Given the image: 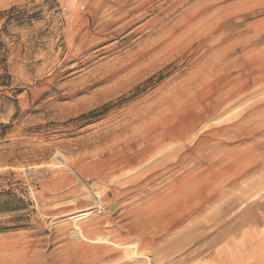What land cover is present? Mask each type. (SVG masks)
Here are the masks:
<instances>
[{"label": "rangeland", "instance_id": "374dc122", "mask_svg": "<svg viewBox=\"0 0 264 264\" xmlns=\"http://www.w3.org/2000/svg\"><path fill=\"white\" fill-rule=\"evenodd\" d=\"M94 194L90 239L264 264V0H0V264H126Z\"/></svg>", "mask_w": 264, "mask_h": 264}, {"label": "bare ground", "instance_id": "6f19581e", "mask_svg": "<svg viewBox=\"0 0 264 264\" xmlns=\"http://www.w3.org/2000/svg\"><path fill=\"white\" fill-rule=\"evenodd\" d=\"M167 120V119H166ZM117 141V140H116ZM120 144V143H119ZM131 154V153H130ZM130 154H128V155H130ZM63 154H60V153H56L55 154V158H57L58 159V161H57V163H51V165L50 166H54L55 168H59L61 165H62V162H65V157L64 156H62ZM131 157V156H130ZM49 168V167H48ZM51 168V167H50ZM49 168V169H50ZM54 168V169H55ZM53 169V168H52ZM137 169V168H136ZM135 169V170H136ZM133 170V169H132ZM134 170V171H135ZM130 171V170H129ZM128 172V171H127ZM140 172H142V171H140ZM132 173V172H131ZM236 174H237V172H236ZM145 175V174H144ZM146 176V175H145ZM235 177V176H234ZM141 179H143V178H141ZM191 179V178H190ZM182 183V182H181ZM197 185V184H196ZM208 185V184H207ZM188 186H190V185H188ZM194 186L195 185H193V187L192 188H194ZM197 188H198V185L196 186ZM189 189V188H188ZM191 189V188H190ZM195 191V190H194ZM186 192H188V191H186ZM192 193V196H193V192H191ZM183 194V193H182ZM195 197H196V195H195ZM178 199H180V197H178ZM177 199V200H178ZM203 199V198H202ZM99 200V196H97L96 194H94V201H95V203L94 204H96L95 206H93V207H89V208H87L86 210H80V211H77V212H72V213H68L67 215H63V216H69L68 218H69V220H71L70 222H69V220H68V222H69V225H70V229L68 230V234H67V236H68V238H69V240L70 241H80V242H84V241H87V243L88 242H90V244H91V242H92V244L93 245H97V246H109V247H113V248H116V249H119V250H121V253H122V255H123V259H124V261L126 262V264H131V263H138V261H141V260H145L146 262L144 263V264H153V262H152V259H150L149 257H147V256H145V255H143L142 253H140L139 252V250L137 249V247L135 246V245H131V244H119V243H117V242H114V241H111V240H109L108 238H101V237H95V238H93V239H90L85 233H84V231L82 230V227H81V225H82V222L84 221H86V220H88V219H90L91 217H93L92 216V210L93 209H95L96 207L97 208H99V209H101V203L98 201ZM190 200H191V197H190ZM193 200H194V198H193ZM196 200V199H195ZM168 201H169V199H168ZM199 201V200H198ZM104 202V201H103ZM191 202H192V200H191ZM193 202H197V201H193ZM192 202V204L190 205L191 207H190V209H187V210H185L184 211V214H189V213H191V212H193V211H196L197 210V208H199V205L198 204H195V203H193ZM105 203V202H104ZM107 205V204H106ZM104 206V205H103ZM179 206V205H178ZM105 207H103V209H104ZM85 209V208H84ZM102 210V209H101ZM170 210V209H169ZM95 211V210H94ZM95 213V212H94ZM93 213V214H94ZM194 213V212H193ZM196 213V212H195ZM178 215V214H177ZM190 215V214H189ZM188 215V216H189ZM130 218V217H129ZM54 219V218H53ZM62 220V219H61ZM219 221H220V218L218 219V223H219ZM60 222V221H59ZM62 222V221H61ZM106 222V221H105ZM103 223H104V221H103ZM218 223H216V224H218ZM108 224V223H107ZM109 224H111V222L109 223ZM139 224V223H138ZM225 224H227L226 222H220L219 223V225H222V226H225ZM68 225V226H69ZM109 226V225H108ZM107 226V227H108ZM197 226L198 227H200V226H204V225H201V224H197ZM110 227V226H109ZM150 227V226H149ZM230 227H231V225H230ZM105 228V227H104ZM63 230V229H62ZM139 230V229H138ZM64 231V230H63ZM65 232V231H64ZM63 233V232H62ZM225 231L223 230V229H221V232H220V236L221 237H223L225 234ZM85 243V242H84ZM221 243V242H220ZM80 244H82V243H80ZM87 245V244H86ZM86 245H84L85 247H86ZM84 246H82L83 248H84ZM81 247V248H82ZM93 247V246H92ZM74 248H77V246H75ZM73 248V249H74ZM80 249V246H78V249L77 250H79ZM94 249V248H93ZM76 250V249H75ZM81 250H83V249H81ZM73 252V251H72ZM228 260V259H227ZM221 264V263H220ZM222 264H223V261H222Z\"/></svg>", "mask_w": 264, "mask_h": 264}]
</instances>
